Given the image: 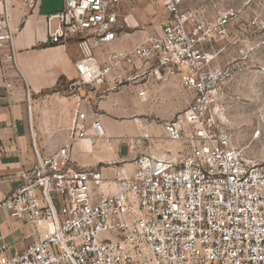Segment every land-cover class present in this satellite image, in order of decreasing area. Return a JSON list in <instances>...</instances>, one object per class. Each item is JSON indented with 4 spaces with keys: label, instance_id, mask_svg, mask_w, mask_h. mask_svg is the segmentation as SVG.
Segmentation results:
<instances>
[{
    "label": "built area",
    "instance_id": "obj_1",
    "mask_svg": "<svg viewBox=\"0 0 264 264\" xmlns=\"http://www.w3.org/2000/svg\"><path fill=\"white\" fill-rule=\"evenodd\" d=\"M39 1L22 0L33 11ZM126 2L132 0H64L47 17L50 42L78 39V78L71 86L104 84L114 69L137 59L152 64L156 79L178 76L194 96L164 129L170 141H187V149L139 155L134 174L118 173L117 190L95 199L92 187L102 183L101 172L75 165L69 154L74 140L86 138L87 116L78 99L70 141L37 155L3 203L12 218H25L37 230L16 257L7 256L4 242L0 264H264V161L245 160L221 124L216 104L227 72L205 46L227 33L232 11L205 21L197 11L182 9L184 0H164L169 18L160 36L130 51L111 49L100 62L93 48L115 39ZM12 39L4 13L0 48ZM92 126L98 136L105 134L98 119ZM151 138L144 131L135 143Z\"/></svg>",
    "mask_w": 264,
    "mask_h": 264
},
{
    "label": "crops",
    "instance_id": "obj_2",
    "mask_svg": "<svg viewBox=\"0 0 264 264\" xmlns=\"http://www.w3.org/2000/svg\"><path fill=\"white\" fill-rule=\"evenodd\" d=\"M63 5L64 0H40L33 11L22 0L0 3V17L8 15L13 33L12 41L0 48V246L9 243L10 258L35 240L37 228L25 218H12L3 203L21 184V173L33 168L37 155L47 156L70 141L78 99L87 116L86 138L74 140L69 154L75 165L101 172L102 183L92 187L95 199L117 190L118 173L132 176L139 155L168 156L188 146L185 140L170 141L164 129L166 121L188 106L178 76L156 79L152 64L137 59L114 69L104 84L71 86L78 78V39L51 43L47 27V17ZM121 28L118 21L115 39L93 48L100 62L111 49L130 51L162 33L136 35ZM95 119L104 127L103 136L92 126ZM144 131L152 138L135 143ZM52 195L59 207L57 194ZM41 228L45 231L47 225Z\"/></svg>",
    "mask_w": 264,
    "mask_h": 264
},
{
    "label": "rangeland",
    "instance_id": "obj_3",
    "mask_svg": "<svg viewBox=\"0 0 264 264\" xmlns=\"http://www.w3.org/2000/svg\"><path fill=\"white\" fill-rule=\"evenodd\" d=\"M132 3L120 7V30L136 35L162 32L169 18L164 0ZM182 9L197 11L205 21L232 11L227 33L205 45L215 64L227 72L217 113L240 155L250 162L264 161V0H184ZM184 100L192 101L189 90L184 89Z\"/></svg>",
    "mask_w": 264,
    "mask_h": 264
}]
</instances>
